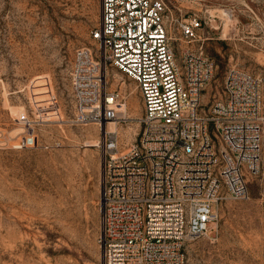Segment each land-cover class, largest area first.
Instances as JSON below:
<instances>
[{
  "label": "rangeland",
  "instance_id": "374dc122",
  "mask_svg": "<svg viewBox=\"0 0 264 264\" xmlns=\"http://www.w3.org/2000/svg\"><path fill=\"white\" fill-rule=\"evenodd\" d=\"M165 2L174 19L211 14L201 43L216 65L210 93L230 67L264 78V18L245 0ZM100 17L101 0H0V264H103L105 127L75 123L70 84L76 49H98ZM105 79L126 95V150L143 134L140 93L111 65ZM212 212L208 231L186 242V264H264V141L249 197Z\"/></svg>",
  "mask_w": 264,
  "mask_h": 264
},
{
  "label": "built area",
  "instance_id": "2783aa9c",
  "mask_svg": "<svg viewBox=\"0 0 264 264\" xmlns=\"http://www.w3.org/2000/svg\"><path fill=\"white\" fill-rule=\"evenodd\" d=\"M245 2L264 18V0ZM210 16L174 19L165 0H101L97 51L74 53V121L105 127L103 264H186L185 244L208 231L213 204L249 197L262 159L264 78L230 67L208 91L216 65L201 43ZM107 65L141 97L143 134L126 150L107 129L127 106L125 93L107 88Z\"/></svg>",
  "mask_w": 264,
  "mask_h": 264
},
{
  "label": "bare ground",
  "instance_id": "6f19581e",
  "mask_svg": "<svg viewBox=\"0 0 264 264\" xmlns=\"http://www.w3.org/2000/svg\"><path fill=\"white\" fill-rule=\"evenodd\" d=\"M226 15V14H225ZM227 18V17H226ZM230 21V20H229ZM229 24V23H228ZM227 25V24H226ZM227 27V26H226ZM227 29H224V31ZM227 35V34H225ZM124 111L126 110V107L123 109ZM107 129L110 131H118V121H113L108 123Z\"/></svg>",
  "mask_w": 264,
  "mask_h": 264
}]
</instances>
